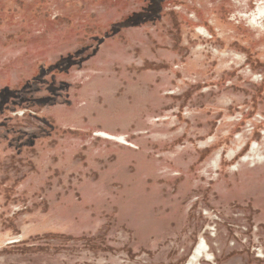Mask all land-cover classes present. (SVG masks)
Masks as SVG:
<instances>
[{"label":"rangeland","instance_id":"374dc122","mask_svg":"<svg viewBox=\"0 0 264 264\" xmlns=\"http://www.w3.org/2000/svg\"><path fill=\"white\" fill-rule=\"evenodd\" d=\"M258 7L0 0V264H264Z\"/></svg>","mask_w":264,"mask_h":264},{"label":"flooded vegetation","instance_id":"af4514ba","mask_svg":"<svg viewBox=\"0 0 264 264\" xmlns=\"http://www.w3.org/2000/svg\"><path fill=\"white\" fill-rule=\"evenodd\" d=\"M262 17H264V9L262 7H258V9L253 13V15L251 17V23L256 24ZM200 33L206 34V32H204L203 30H200ZM99 136L101 138H104V140L106 139V140L117 141V142H125V139L123 137H115V136H112L111 134H108L106 132H100ZM255 149H256V146L254 145L251 149L252 153L256 152ZM148 165H149V163H148ZM144 167H146V169H149L150 171H152L150 165H149L150 168L147 167L146 165H144Z\"/></svg>","mask_w":264,"mask_h":264}]
</instances>
